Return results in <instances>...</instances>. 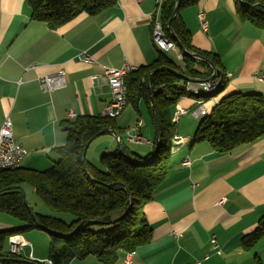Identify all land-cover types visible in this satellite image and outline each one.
<instances>
[{
  "label": "crops",
  "instance_id": "1",
  "mask_svg": "<svg viewBox=\"0 0 264 264\" xmlns=\"http://www.w3.org/2000/svg\"><path fill=\"white\" fill-rule=\"evenodd\" d=\"M154 10L155 0H116L114 7L96 16L81 14L53 30L31 19L27 0H0V127L7 118L11 120L13 140L27 151L21 167L47 170L58 159L54 149L66 143L63 122L105 115L111 90L92 76L107 67H142L156 60ZM200 10L209 23L207 32L198 18ZM181 15L194 45L217 54L229 77L223 95L206 101L209 105L205 102L208 113L216 101L236 91L264 95V80L259 79L264 78V30L241 21L234 0H201ZM83 53L94 62L84 63L79 58ZM169 55L175 58L174 53ZM61 70L66 72V87L42 90L39 78ZM196 100L183 97L178 102L189 111L176 122L183 143L173 151L168 175L145 207L152 241L130 258L121 252L115 264H128V260L130 264H264V236L250 249L242 247L244 236L264 217V136L230 151H215L205 142L192 144L202 120L193 113ZM139 109L125 105L116 119L125 131L144 121L141 132L150 144L130 146L146 155L154 149L156 129L143 101ZM110 132L89 145L86 158L92 164L98 165L103 153L119 148ZM124 142L129 144L126 136ZM19 226L1 225L0 231ZM19 236L27 245L21 255L47 260L35 251L25 253L28 238ZM69 264L101 263L90 256Z\"/></svg>",
  "mask_w": 264,
  "mask_h": 264
},
{
  "label": "trees",
  "instance_id": "2",
  "mask_svg": "<svg viewBox=\"0 0 264 264\" xmlns=\"http://www.w3.org/2000/svg\"><path fill=\"white\" fill-rule=\"evenodd\" d=\"M200 1L182 0L179 13L172 19L177 0H166L162 23L171 40L176 43L173 33L190 54L204 60L183 54L180 61L170 57L172 52L156 47L159 52L156 60L148 66L137 67L125 79L126 105L139 112L143 101L154 129L155 110L158 131L152 152L142 155L124 142L126 131L118 126L116 118L79 116L62 123L66 143L54 149L58 159L50 168L38 171L20 166L0 171V212L22 223L0 231L1 262L18 263L15 260L20 259L18 264H43L25 258L22 251L5 250L9 237L34 228L50 234L47 261L52 264H69L90 256L101 264H115L121 252L134 253L152 241L153 231L146 219L145 207L170 170L173 139L178 137L173 117L179 100L189 96L180 86L209 80L213 69L208 62L218 68L215 79L222 78V90L228 84L220 57L194 45L192 33L182 18L183 9ZM27 3L33 21L44 22L55 30L81 14L96 16L114 7L116 0H27ZM234 3L241 21L264 30V0H234ZM104 130L106 134L110 131L117 134L120 145L114 152L103 153L95 165L87 160L86 147ZM263 136L264 95L236 91L216 102L212 112L202 118L192 144L205 142L215 151H230ZM23 184L30 185L52 211L69 214L74 220L67 224L62 219L34 213L25 203ZM263 236L264 217L253 232L244 236L242 247L250 249Z\"/></svg>",
  "mask_w": 264,
  "mask_h": 264
},
{
  "label": "built area",
  "instance_id": "3",
  "mask_svg": "<svg viewBox=\"0 0 264 264\" xmlns=\"http://www.w3.org/2000/svg\"><path fill=\"white\" fill-rule=\"evenodd\" d=\"M140 2L142 0H135ZM166 0H155V10L153 13V23H152V33H155L159 36V46H156L159 50H165V52H172L175 54V58L182 60V52L179 50L177 45H173L170 42V38L167 36L165 31H160V22L162 21V10ZM198 18L201 23L202 30L204 32L208 31L209 23L206 19L205 12L200 10L198 13ZM79 58L86 64H92L93 59L88 56L86 53H83ZM137 66L131 64H124L120 68H105L103 74H96L92 76V80L101 79L111 90L112 101L108 105L106 115L119 116L122 112V108L126 103L127 97V86L125 84L126 77L134 70ZM66 72L65 70L59 71L57 74L45 75L39 78L40 87L46 92H53L61 90L66 87ZM264 80L263 77L259 78ZM214 84V79L199 83L187 82L181 86L194 87L198 90H207L211 89ZM199 109L194 113L196 117L201 115H207L208 109L204 106V103H197ZM188 112L186 109L182 108L180 105H177L173 121L177 122L182 116L187 115ZM74 116V114H71ZM13 125L9 118H7L0 127V170L1 169H10L19 168L22 164L24 157L27 154L25 148L16 143L13 140ZM150 144L146 138H141L137 143ZM183 143L181 139L175 137L173 139V148L172 150H177L178 147ZM27 246L26 243L22 240L19 235H14L10 238V251L13 253H20L22 248ZM128 258L129 254H128ZM43 264H52L51 261H43ZM130 264V261H127Z\"/></svg>",
  "mask_w": 264,
  "mask_h": 264
},
{
  "label": "rangeland",
  "instance_id": "4",
  "mask_svg": "<svg viewBox=\"0 0 264 264\" xmlns=\"http://www.w3.org/2000/svg\"><path fill=\"white\" fill-rule=\"evenodd\" d=\"M200 21V20H199ZM180 50V49H179ZM183 54V53H182ZM183 58V57H182ZM177 59V58H176ZM178 60V59H177ZM181 61V60H180ZM227 79L229 78L228 75L226 77ZM223 88V87H222ZM222 88H220L214 95H210L209 97L207 96H204L203 94H201L200 96L198 95H194V93H189L187 91H184V93L186 95H189L187 97H191V98H194V99H197L198 98H204L203 100L205 101H209V100H214L216 97H220L221 95H223L224 93V90H222ZM226 96V95H225ZM224 96V97H225ZM208 99V100H207ZM222 99V98H221ZM220 99V100H221ZM219 100V101H220ZM205 101V102H206ZM218 101V102H219ZM205 102H204V106L208 109V107L205 105ZM217 102V103H218ZM207 105L210 104V102H206ZM215 105V104H214ZM185 109V108H184ZM199 109V106L196 108V110L193 111V113H195L197 110ZM189 114V111L186 110ZM212 112V109H210V113ZM122 113V112H121ZM120 113V115H121ZM209 113V114H210ZM119 115V116H120ZM118 116V117H119ZM178 122V121H177ZM200 123V122H199ZM144 127V121L143 120H138L137 123L135 124V126L132 127V129H130L129 131H126L125 132V136H126V140L127 142L130 144V145H146L145 143H137L139 142V140L141 138H146L143 134H142V129ZM100 138H103V135L100 136ZM148 139V138H147ZM121 140V139H120ZM150 143V142H149ZM153 143H151L152 145ZM120 145V144H119ZM148 147H145L144 148V151H148ZM91 151V150H90ZM173 153V151H172ZM22 190L24 192V195H25V201L26 203L28 204V206L32 209V211L34 213H37V214H41V215H46V216H51V217H55V218H59V219H62L63 221H65L67 224H70L74 218L69 215V214H66V213H57V212H54L52 211L48 205L41 199L39 198L35 193H34V190L32 189V187L28 184H23L22 185ZM22 223L16 219L15 217L7 214V213H3V212H0V226H12V227H15L17 225H21ZM96 228H99V227H96ZM26 233H24L27 238H28V241H29V245L30 247H27V249H25V253L26 252H30V251H35L36 252V255L37 253L38 254H42V255H45V257H48L49 255V242H50V234L45 231V230H42V229H39V228H34V229H31V230H28V231H25ZM19 235V234H18ZM23 256L25 258H29L31 259L30 257H28L27 255L23 254ZM37 257V256H36ZM38 261H40V259H38ZM42 262V260H41ZM0 264H18V263H4V262H0Z\"/></svg>",
  "mask_w": 264,
  "mask_h": 264
},
{
  "label": "bare ground",
  "instance_id": "5",
  "mask_svg": "<svg viewBox=\"0 0 264 264\" xmlns=\"http://www.w3.org/2000/svg\"><path fill=\"white\" fill-rule=\"evenodd\" d=\"M166 2V1H165ZM165 4V3H164ZM162 12H163V10H162ZM164 25H163V23H162V21L160 22V31H165L164 30ZM152 40H153V42H154V44H155V46H159V36L158 35H156L155 33H152ZM170 42H171V44H173V45H177L175 42H174V40H171L170 39ZM161 51H164L165 52V50H161ZM182 57H183V54H182ZM137 69V68H136ZM103 74V73H102ZM227 76V75H226ZM221 81L223 82V80H222V78L220 77L219 79H215L214 78V84H213V87L211 88V89H207V90H198V89H196V88H194V87H189V86H180V88L182 89V91H187V92H189V93H194V95H198V96H200L201 94H203L204 96H207V97H209L210 95H214L220 88H221ZM219 92V91H218ZM186 93V92H185ZM186 95V94H185ZM201 97V96H200ZM204 99V98H203ZM202 98L200 99V98H198L197 97V103H204L205 101L203 100ZM208 100V99H207ZM217 102V101H216ZM215 102V103H216ZM125 105H126V103H125ZM124 105V106H125ZM124 106H123V108H124ZM107 108H108V106H107ZM107 108H106V110H105V116H108V117H110V118H117L118 116H114V117H112L111 115H106V111H107ZM123 108H122V110H123ZM206 115H201L200 117H205ZM114 134V133H113ZM115 136V135H114ZM116 140L117 141H120V137L116 134ZM97 138V137H96ZM147 140V139H146ZM148 142H150L149 140H147ZM152 143V142H151ZM155 143V142H154ZM185 143V142H184ZM153 145V144H152ZM183 146V145H182ZM172 151H176V150H172ZM13 169H15V168H13ZM2 170H9V169H1L0 171H2ZM25 242V241H24ZM129 254H131V253H129ZM43 261H46V260H43ZM42 261V262H43Z\"/></svg>",
  "mask_w": 264,
  "mask_h": 264
},
{
  "label": "water",
  "instance_id": "6",
  "mask_svg": "<svg viewBox=\"0 0 264 264\" xmlns=\"http://www.w3.org/2000/svg\"><path fill=\"white\" fill-rule=\"evenodd\" d=\"M181 1H182V0H177V2H176V6H175V8H174V12H173V17H172V19H174V17H176V15L179 13V11H180V4H181ZM171 21H172V20H171ZM171 21L168 23V28H169V30H170V23H171ZM172 37L175 39L178 48L181 50V52H182L184 55H192V56L195 57L196 59L204 60L203 58H201L200 56H198V55H196V54H190V53L185 49V47H184L183 44L179 41V39L176 37L175 34L172 33ZM208 63L211 65V67H212V69H213V74H212V76L209 78V81H211V80H213V79L215 78V76H216V74L219 72V70H218V68H217L214 64H212V63H210V62H208ZM154 122H155L156 133H157V131H158V120H157V116H156L155 110H154ZM106 132H107V130H104V131L100 132L99 134H97L96 136H94V137L89 141V143H88V145H87V147H86V150L88 149L89 145L91 144V142H92L96 137H99V136L105 134ZM114 135L116 136L115 133H114ZM157 148H158V147H157ZM157 150H158V149H157ZM157 153H158V151H157ZM84 163H85V160H84ZM25 203H26V202H25ZM26 204H27V203H26ZM27 206H28V204H27ZM28 208L30 209L29 206H28ZM30 211H31V210H30ZM1 261H2V259H0V262H1ZM15 261L19 263V262H21L22 260H20V259H16Z\"/></svg>",
  "mask_w": 264,
  "mask_h": 264
}]
</instances>
